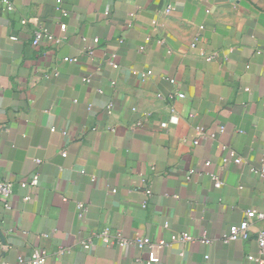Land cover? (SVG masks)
<instances>
[{
    "label": "crops",
    "instance_id": "obj_1",
    "mask_svg": "<svg viewBox=\"0 0 264 264\" xmlns=\"http://www.w3.org/2000/svg\"><path fill=\"white\" fill-rule=\"evenodd\" d=\"M13 4L0 8V176L13 187L0 264L37 251L46 264H140L134 248L81 242L106 229L219 239L248 210L264 213V182L249 172L264 153L262 0H63L66 16L54 0ZM40 27L59 43L32 46ZM196 127L208 137L194 146ZM262 228L254 221L245 242L173 245L159 264H255Z\"/></svg>",
    "mask_w": 264,
    "mask_h": 264
},
{
    "label": "built area",
    "instance_id": "obj_2",
    "mask_svg": "<svg viewBox=\"0 0 264 264\" xmlns=\"http://www.w3.org/2000/svg\"><path fill=\"white\" fill-rule=\"evenodd\" d=\"M63 0H54V5L56 10L60 11L62 16H66V12L60 9V6L62 4ZM0 8L7 13H10L14 10V4L13 0H0ZM174 10V7L167 6L164 10V13L166 15H170ZM109 12V7L105 9V14ZM1 22V20H0ZM22 25L27 24V20L22 19L21 20ZM59 28L61 31H65L66 25L63 23L59 24ZM202 29V28H200ZM10 40L16 41L17 39L15 37H11ZM60 40L54 38V36L46 29L43 28H36L34 29L32 33V40L31 44L34 47H38L41 43H59ZM191 48H195V44L190 45ZM88 55H91V52H87ZM220 54L217 53H211L205 57L206 61H213L216 60L219 57ZM63 62L66 63H76V58H63ZM113 68H117L118 66L114 63L113 60L109 63ZM133 74H135L133 72ZM151 74V72H146L141 74V80L145 81V79ZM46 78H48L46 76ZM171 84L174 83V80H168ZM177 98L183 99V94H177ZM111 110V106H107V111L109 112ZM194 114L191 113L190 117H193ZM177 119L171 117L168 122H164L161 124V128H166L169 124L176 123ZM140 125V124H138ZM110 131L113 132L112 129ZM223 131V128H221V132ZM63 136L67 137L69 136L68 130L62 131ZM214 134L209 135L210 138H214ZM208 137L206 134L204 128L202 127H196L195 128V140L193 141L192 145L197 146L200 142V140H204ZM65 152H61V156L65 157ZM231 162H233L235 165H239L243 163V159L239 156H237L234 152L230 153V159ZM226 161V160H225ZM249 172L256 176L260 181L264 182V153L261 154V158L256 166H253L249 169ZM83 174L84 172L81 171ZM193 171L189 172V175H191ZM211 180L213 181L214 189L220 190L223 187V183L218 180V178L214 175H210ZM189 178V177H188ZM90 181L94 183L96 181L95 177L90 178ZM38 183V177H34L32 181L29 184H20V187L25 188L27 186H36ZM112 193H115V190L111 191ZM13 193V187L12 184L7 182L6 180H3L0 176V207H3L5 210H11L12 206L10 204V198L12 197ZM146 194L148 196L151 195L150 189L146 190ZM142 207H145V204H143ZM80 210L83 209V206L79 205L78 207ZM254 221H262L264 222V213L257 211L255 209L248 210L245 212L244 219L237 225L229 226L227 232L222 235L219 239H212L208 238L206 235H203L199 238H194L190 236L189 234L182 233V234H176L172 237V240L170 243H167L165 241H152L148 238L138 239V238H125L120 232H111L110 230L106 229L102 234L100 235H94V238H89L87 240H84L81 242V249L84 251H87L91 249L94 246V240H99L102 245L104 246H114L119 249H127V248H134L137 251L144 254L143 258H137L136 262L143 264H159L160 263V252L164 249H169L173 245L176 244H193L195 242H199L203 245L210 246L216 242L221 243L223 245H227L231 242H245L249 239L251 228L253 226ZM168 224L164 225V228H167ZM255 242L257 245V254L256 256L249 255L247 257V260L250 262H253L255 264H264V228L257 231L255 235ZM64 250H60L58 252L59 255L64 254ZM208 256L205 257L206 260H208ZM1 264H11L9 262H2ZM13 264H46V253L44 251H37L33 254V256L29 259L25 258H18V261Z\"/></svg>",
    "mask_w": 264,
    "mask_h": 264
},
{
    "label": "rangeland",
    "instance_id": "obj_3",
    "mask_svg": "<svg viewBox=\"0 0 264 264\" xmlns=\"http://www.w3.org/2000/svg\"><path fill=\"white\" fill-rule=\"evenodd\" d=\"M264 2V0H262Z\"/></svg>",
    "mask_w": 264,
    "mask_h": 264
}]
</instances>
